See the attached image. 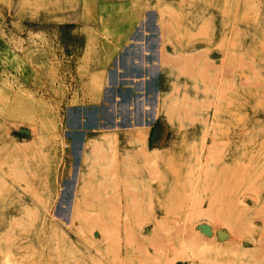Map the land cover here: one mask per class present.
Here are the masks:
<instances>
[{"label": "rangeland", "instance_id": "374dc122", "mask_svg": "<svg viewBox=\"0 0 264 264\" xmlns=\"http://www.w3.org/2000/svg\"><path fill=\"white\" fill-rule=\"evenodd\" d=\"M127 1L141 4L138 44L155 39L154 59L140 51L142 73L162 49L141 97L142 73L107 85L135 44L129 33L102 45L105 30L81 8L0 0V264H264V0ZM136 97L151 98L150 112L138 110L148 126H132ZM97 144L110 156L101 164ZM140 150L159 158L142 161ZM172 174L179 180L148 199ZM80 188L114 212L126 190L141 212L128 233L151 229L155 211L163 243L127 241L108 220L98 251V229L63 223ZM44 219L46 252L37 238L30 245Z\"/></svg>", "mask_w": 264, "mask_h": 264}, {"label": "bare ground", "instance_id": "6f19581e", "mask_svg": "<svg viewBox=\"0 0 264 264\" xmlns=\"http://www.w3.org/2000/svg\"><path fill=\"white\" fill-rule=\"evenodd\" d=\"M35 1H36V3H39V4L42 3V5H44V8H47V10L48 9L49 10L61 9V11H63V10L68 9V8H72V9L81 8V9H83V18H84L83 20L85 21V24L90 23V24L96 25V23L98 22L102 26V28L105 30L104 31L105 32L104 33V39L101 40V42H100V44H102V45H109L112 43L114 44L121 37L126 35V33H129L128 38L130 40H132L135 44L130 45L129 48L125 51V55L123 54L121 57L118 58L116 64H117V68L121 71L120 72L121 74H117V78H116V76L113 75V72H110L108 74V77H107V85L111 86V85H115V84L120 83V82H126L125 79H130V78H132V81H133V80H135L141 76V73H142L141 66L143 63H145V58H143L140 55V51L144 52L145 54L148 53V55H149L148 57H150V59H154L153 58L154 57L153 43L155 41L154 37L151 36L145 42L143 41L144 43L142 42V44H138V41H141L142 38L138 35L137 30L136 31H135V29L133 31L131 30L132 27L134 26V23L136 22V18L138 16V11H139L140 6H141L139 1H133L132 3L130 1H127V0H35ZM145 17H147V13L145 14ZM143 20L145 23L146 20L145 19H143ZM83 32H84V35L86 36L87 30H84ZM162 37H163V35H162ZM108 38H111L112 41L107 42ZM94 40L96 42H98L95 37H94ZM161 53H162V49L159 50V58L160 59H159L158 64H160V62H161V57H162ZM156 60H157V58H156ZM158 64H152L145 71H143L142 76H144V78H143L144 85H141V87H140L139 84H134V89L141 91V93H139L140 97H141L142 92L145 89L146 84H149V82L152 81V78L154 77V75L158 71V69H157ZM161 66L162 65H159L160 69L162 68ZM99 76L100 75L98 74V76L96 78L94 77L95 80L97 78H99ZM121 76L123 77L122 79L119 78ZM126 76H128V77H126ZM94 78H93V80H94ZM129 81H131V80H129ZM96 82H98V81L96 80ZM95 85L98 86V83H95ZM159 95H160V92H158L157 97H159ZM107 97H109V96H106V100H107ZM136 98H138V97H136ZM150 99L151 98H148V100H146V103H145V102H143L145 100V98H143V99L138 98L134 101V104L132 103L133 104L132 126H134V125L135 126H148L149 122L143 121L141 118H138V116H139L138 110L140 109L139 107L142 106L144 114H145V110L150 112L152 109V107H150V103H151ZM154 111L151 112L152 117L156 114V110H154ZM96 148L100 149V151H98V153H97V158L100 160L99 164L106 162V160H108V157H110V156L105 154V151H104L102 145L97 144L93 147V149H96ZM139 153L138 154L142 158V161H147V162L150 161L151 162V160H155L156 158H159V155H158L159 153H156V152L149 155V154H147V152L145 150H143ZM95 154H96V151H95ZM136 155H137V153H136ZM134 157H135V155H134ZM152 162H154V161H152ZM116 164H117V159H116ZM118 166H119V163H118ZM118 171H119V169H118ZM157 171H158V169L153 170L151 168V170L145 169L144 172L146 174H150V176L152 175V177H153L155 174H157L156 173ZM159 174H161V173H159ZM168 177L171 180H173V179L176 181L179 180V177L177 174H172L170 176L165 175V176L161 177L160 180L155 184L156 186H154V185L148 186L147 192L145 193V195H147L148 199L150 198V200L153 201V200H155V198H157V200H159L158 193H159V191L163 190L162 184L164 182L168 183L170 181ZM70 188H71V184L69 182H67L66 189H65V191H64V193L60 199L61 204H64L66 202L67 193L70 191ZM81 188H80V190H78V192L74 193V198H73V201L71 204V211H70L69 220L68 221L64 220L63 223L64 224L68 223L69 225H73V226H75L79 223V225H82L86 229L88 227L91 228L92 231H94L93 229H98L99 233H100L99 241L93 243V246L98 251H99V247H100L101 242L104 241V237L107 234V228L108 227H107L106 221H108V220L113 221V223L115 225H117L118 233L120 234L122 232L123 235H125V239L127 241H128L129 235L131 236V238L136 237L135 238V239H137L136 242H139L140 244H142V242L144 240L148 239V242H151V243L154 242V245H156V243L158 244L159 239H162V238H159L157 236V231L159 230L160 222L157 220V217H156L157 215H156L155 211L153 212V216H152L153 219L151 218L152 219V221L150 223V225L152 226L151 229L143 228L142 229L143 231L139 234L137 233V235H133L132 233H128V221H129L130 213L133 214L132 216L135 218L137 216V214H140L141 212H139L138 210L135 212H132L131 207H129L128 202H127V193H126L125 189H124L125 192L123 190V192H124L123 195L118 197L120 199L119 202L118 203L116 202V204H119V209L116 211L117 212L116 213L113 211V209L110 210L109 208H104L102 203H99V201H96L97 200V194H95L93 192H91V193L82 192L83 190H81ZM168 196L170 197L171 194ZM168 196H167V198H169ZM95 202H97V203H95ZM114 204L115 203H113V206H114ZM114 207H116V206H114ZM201 208H202V204H200L198 206V208H197L198 211H201L202 210ZM95 209H97L99 211V213L92 215V213L94 212ZM121 211H123L125 213L122 221L120 219L122 217ZM60 212H61V217H63V214L65 213V209L63 207H61ZM137 212H139V213H137ZM138 216L140 217L141 214ZM61 220L63 221V218ZM187 222L189 223V221H187ZM182 227H183V225H182ZM188 229L190 230V228H188ZM192 229H191V232H192ZM177 230H176V233L178 234L179 232ZM210 230L207 229L205 227V225H201L199 227V231H200V233H202V235L203 234L205 235V233L206 232L208 233ZM194 231H193V237L197 233L196 229ZM181 232H182V230H181ZM183 232H185V233L188 232V235L190 237V233H191L190 231H183ZM180 233L178 234L179 236H180ZM47 234H48V226H47V222L44 219L43 220V227H42V230H40V234L39 235L36 234V235L32 236V241H30V245H33V242H35L34 239L37 238L39 243L41 242L42 245H45V251L44 252H46L47 246H48V235ZM186 235H184V236H186ZM175 236H177V235H175ZM186 239H187V236H186ZM186 239L184 238L185 241H186ZM191 240H192V238H191ZM204 240H206V239H204ZM162 241H159V242H162ZM182 241H183V239H182ZM187 241H188V239H187ZM162 243H161V245H162ZM183 243H184V241H183ZM154 245H152V246H154ZM148 246H151V245H148ZM145 252L148 253L147 247L145 248ZM43 262H44V264H48V259H47L46 255L43 257ZM140 264H148V263L146 260H143L140 262ZM216 264H217V262H216ZM218 264H224V263L221 262Z\"/></svg>", "mask_w": 264, "mask_h": 264}]
</instances>
